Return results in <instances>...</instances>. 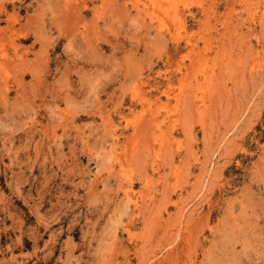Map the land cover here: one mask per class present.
<instances>
[{
  "label": "rangeland",
  "instance_id": "374dc122",
  "mask_svg": "<svg viewBox=\"0 0 264 264\" xmlns=\"http://www.w3.org/2000/svg\"><path fill=\"white\" fill-rule=\"evenodd\" d=\"M0 264H264V0H0Z\"/></svg>",
  "mask_w": 264,
  "mask_h": 264
}]
</instances>
